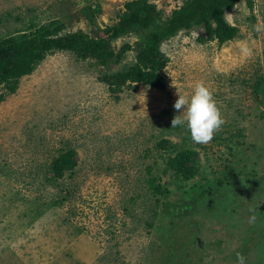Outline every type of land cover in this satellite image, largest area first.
<instances>
[{"label": "rangeland", "instance_id": "obj_1", "mask_svg": "<svg viewBox=\"0 0 264 264\" xmlns=\"http://www.w3.org/2000/svg\"><path fill=\"white\" fill-rule=\"evenodd\" d=\"M129 1L0 0V39L60 23L96 41L0 104V264H264V0L227 11L239 34L222 46L203 28L164 43L165 88L113 91L142 41L106 33ZM149 1L169 15L185 0ZM199 82L225 121L207 144L172 127ZM178 150L196 175L170 168Z\"/></svg>", "mask_w": 264, "mask_h": 264}, {"label": "trees", "instance_id": "obj_2", "mask_svg": "<svg viewBox=\"0 0 264 264\" xmlns=\"http://www.w3.org/2000/svg\"><path fill=\"white\" fill-rule=\"evenodd\" d=\"M241 1L247 2L251 8L254 6V0H185L180 7L166 15L149 0L127 2L118 22L107 29L106 33L110 39L136 34L142 39L138 43L140 49L132 66L104 81L113 91L123 90L130 83L165 88L166 78L161 72L169 59L162 51L164 43L182 32L191 33L201 28L205 31V35L200 34L197 38L201 44L217 41L222 46L236 39L239 29L227 21L226 13ZM50 26L53 27L52 30H34L17 37L0 39V104L7 95L16 93L21 80L30 76L48 56L63 51L84 57L96 43L84 32L60 35L64 30L60 23ZM172 146L177 147L174 144ZM187 154L185 150H178L177 156L169 159L170 168L177 175H190L192 172L196 175V167L189 164L192 160ZM63 158L64 155L60 156L64 168L67 164L73 165L66 158L62 160Z\"/></svg>", "mask_w": 264, "mask_h": 264}, {"label": "clouds", "instance_id": "obj_3", "mask_svg": "<svg viewBox=\"0 0 264 264\" xmlns=\"http://www.w3.org/2000/svg\"><path fill=\"white\" fill-rule=\"evenodd\" d=\"M175 108L184 110L173 119L172 127L184 125L195 143L210 142L225 122L211 89L203 82L196 84L190 97L179 95ZM236 264H245V257L238 254Z\"/></svg>", "mask_w": 264, "mask_h": 264}]
</instances>
